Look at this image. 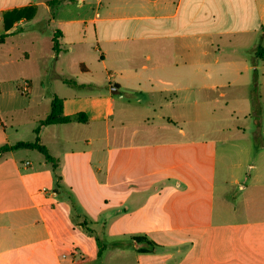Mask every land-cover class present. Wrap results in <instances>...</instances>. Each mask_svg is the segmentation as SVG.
<instances>
[{
    "label": "crops",
    "instance_id": "1",
    "mask_svg": "<svg viewBox=\"0 0 264 264\" xmlns=\"http://www.w3.org/2000/svg\"><path fill=\"white\" fill-rule=\"evenodd\" d=\"M11 11L23 17L4 31ZM0 25L2 45L30 38L49 43L40 57L73 59V74L36 71L48 80L42 101L46 116L58 97L63 116L87 118L40 127L55 170L36 150L0 153V264H264V151L250 166L219 163L201 128L258 111L254 93L235 94L264 86V0H0ZM93 71L99 79L81 77ZM43 119L33 138L0 119V147L33 142ZM232 129L264 140L260 125ZM246 166L256 171L236 208L228 188L249 187L233 172Z\"/></svg>",
    "mask_w": 264,
    "mask_h": 264
},
{
    "label": "rangeland",
    "instance_id": "2",
    "mask_svg": "<svg viewBox=\"0 0 264 264\" xmlns=\"http://www.w3.org/2000/svg\"><path fill=\"white\" fill-rule=\"evenodd\" d=\"M3 34L2 27L0 25V36ZM16 37V36H14ZM19 37V36H18ZM17 38V37H16ZM14 38V40L16 39ZM30 38L27 41H18L10 44L2 45L0 44V62L3 60H8L9 64L6 66H2L0 64V119L3 122V126H12V125H22V138H33L34 135L28 128L29 125L34 122L37 116L40 118H45L47 112L49 111V106L45 101H42V96L47 95L49 90L42 88V85L39 83L43 82V85H47L48 80L43 78L41 79L37 75L36 71H38L43 66H51V68L56 69L59 73H64L66 71L72 72L74 71L72 67L73 59L61 54L58 60H55L51 57H40L43 54L47 55L51 53L49 50V43L45 41H39V45L36 44L35 39L33 47L29 44ZM37 40V39H36ZM57 42L58 40L55 39ZM17 44V46H16ZM25 46L27 49L26 52L28 57L24 58L21 54V47ZM59 52V50H58ZM28 58V59H27ZM94 66L92 67V69ZM75 76V75H74ZM94 78L99 79V75L97 72L93 71L91 73L83 74L81 77L84 78ZM79 77V78H81ZM24 78H28L32 82L33 90L29 94L25 93L24 88L22 90L21 85L23 83ZM75 80V79H73ZM59 85V82L56 83ZM80 92H85L86 90H79ZM96 91V90H93ZM229 92V91H227ZM235 91H230L228 93L229 97L234 96ZM240 92L245 93V97L248 98L250 92L254 93L257 101H259L258 111L256 115H252V118H241L239 117L237 120H233L232 122H220L217 124L205 123L201 125V128L205 129V131L209 134V137H215L218 141V161L220 163V158L223 160V156L225 158L230 157L231 163L239 162L240 157L244 159L247 158V164L250 166L252 162H255L254 150L256 148L263 149L264 151V140L253 138L252 133L248 130L244 131L243 134L239 131H234L232 128L235 126H239L240 128L248 125L249 128L253 127V125H260V129L264 130V86L258 87L253 91L245 90V91H237L235 95L241 98ZM243 96V95H242ZM254 98V97H253ZM47 102V101H46ZM46 109V110H45ZM238 110H243V105L240 103V106L237 108ZM249 110V106L247 108ZM252 110V109H251ZM255 120V121H254ZM258 120V121H257ZM223 129V130H222ZM231 129V130H228ZM2 131V126L0 125V134ZM32 140V139H31ZM236 147H244L249 150L248 155H240L238 153H229L227 154L225 151L226 147L231 146ZM263 146V147H261ZM259 150V149H258ZM34 155L39 158L38 154L34 152ZM29 162L31 159H27ZM264 164V158H263ZM259 165V163H258ZM244 171L247 173L246 175L242 174V172L236 168L233 172H236V175L241 180V185L246 186L249 185L247 189L239 190V186H230L228 189L229 194L233 195L237 200L236 202H232L233 207L240 208L241 195H247L250 185L252 184V177L249 176V173L255 172L256 170H251L250 168L245 167ZM218 174H220L221 167L218 165ZM232 172V171H231ZM230 172V173H231ZM248 175V176H247ZM253 176V175H251ZM220 191V194L217 193L218 201L220 202L223 198V190ZM225 192V191H224ZM224 217L228 215H223ZM230 217H234V215H230ZM239 217V216H238ZM108 238V237H107ZM101 239L104 243L105 240H113L111 238ZM102 245V244H101ZM104 245V244H103ZM102 245V246H103Z\"/></svg>",
    "mask_w": 264,
    "mask_h": 264
},
{
    "label": "trees",
    "instance_id": "3",
    "mask_svg": "<svg viewBox=\"0 0 264 264\" xmlns=\"http://www.w3.org/2000/svg\"><path fill=\"white\" fill-rule=\"evenodd\" d=\"M57 1H53V3H56ZM23 15L20 13L18 14V11H11L9 13H5L3 16V27L4 31L9 30V28L12 26V24L19 19H21ZM6 35L0 36V42H2L3 38ZM58 42L53 39V51L58 52ZM255 56L259 60L264 61V37L261 38L259 41V44L256 47ZM87 121V118L84 114H76L74 116H63L62 115V100L58 97H53L50 103V112L49 114L39 122L38 127L35 128V140L33 142L28 141H18L14 143L13 145H3L0 147V153L9 152L12 150H19V149H25V150H36L40 154L43 155L44 159L52 164L53 170L56 169V163L55 160L50 156L48 153L46 147L39 142L38 134L41 126H47V125H53V124H65L69 122H78V123H85ZM134 240L139 243L140 241H146V238L144 237H135ZM97 245H98V255L101 253L103 246L100 244L99 240L96 239ZM148 244L153 245V243H150L146 241ZM139 252H147L146 249H138Z\"/></svg>",
    "mask_w": 264,
    "mask_h": 264
},
{
    "label": "built area",
    "instance_id": "4",
    "mask_svg": "<svg viewBox=\"0 0 264 264\" xmlns=\"http://www.w3.org/2000/svg\"><path fill=\"white\" fill-rule=\"evenodd\" d=\"M26 87H27V85L25 84V85H24V90L26 89ZM25 164L27 165V163H25ZM42 190H44V189H42Z\"/></svg>",
    "mask_w": 264,
    "mask_h": 264
}]
</instances>
